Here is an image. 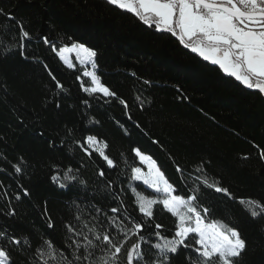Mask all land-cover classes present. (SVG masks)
<instances>
[{"label":"trees","instance_id":"16d2710c","mask_svg":"<svg viewBox=\"0 0 264 264\" xmlns=\"http://www.w3.org/2000/svg\"><path fill=\"white\" fill-rule=\"evenodd\" d=\"M0 8L15 17L0 15V33L18 35L23 23L32 36L23 55L15 48L5 53L0 46V229L22 240L9 246L14 264H31L44 239L71 259L66 245L81 237L69 233L66 224L91 238L89 228L107 229L104 213L140 219L132 189L149 198L159 194L130 178L139 166L136 148L156 161L181 195L199 183L196 167L202 164L209 180L231 193L200 186L199 203L211 210L207 219L240 231L247 248L238 264H264V215L251 217L239 202L264 203V160L258 154L264 149V95L203 60L171 33L148 27L106 0H0ZM43 36L58 49L76 43L95 50L97 74L127 108L119 99L85 93L80 85L90 86L83 76L87 68L76 60L69 68ZM88 135L108 143L105 151L115 168L78 147L76 141ZM17 164L21 172L15 171ZM69 167L79 169L72 173L78 181L60 188L50 177ZM101 169L104 177L98 175ZM116 206L121 213L110 212ZM11 209L15 216L5 215ZM149 223L162 224L157 231L171 237L177 218L157 204ZM112 233L117 234L114 228ZM147 238L156 242L155 236ZM135 240L131 237L125 248ZM186 254L175 264H185ZM119 264H126L123 252Z\"/></svg>","mask_w":264,"mask_h":264},{"label":"snow or ice","instance_id":"6c2138e0","mask_svg":"<svg viewBox=\"0 0 264 264\" xmlns=\"http://www.w3.org/2000/svg\"><path fill=\"white\" fill-rule=\"evenodd\" d=\"M106 3L131 13L150 28L154 26L157 31L171 33L185 48L198 54L203 60L217 65L247 89L264 95V0H106ZM0 15L10 20L15 19L2 8ZM18 27V35L8 33L7 30L0 33V46L5 53L15 48L23 55L25 41L32 40L23 23L18 24ZM41 39L45 45L51 46L50 50L69 68L74 65L64 54L72 51L77 53L81 64L91 65V71L83 72V76L90 78V86H85L83 81L80 85L85 93L119 99L116 92L106 86L96 72L98 65L95 50L76 43L71 47L63 46L58 49L47 36ZM49 75L55 86L63 90L64 85L56 80L50 70ZM119 102L127 108L125 100L119 99ZM83 103L87 104L88 101ZM76 143L86 155L98 154L108 168L116 167L114 159L106 154V141L88 135L84 137L83 142ZM134 152L141 162L147 163L148 171L133 167L130 178L142 181L149 189L159 194V198H149L136 188L132 189L136 196L138 212L142 214L141 218L136 219L131 214L121 218L119 215L108 216L104 213L109 221L107 229L97 232L95 228H89L91 238L88 234L78 231L71 223L66 224L69 233L81 237L66 245L70 250L71 259L64 249L58 248L50 239H44L43 244L36 249V259L32 260L31 264H119L122 252L125 254L126 264H175L176 258L185 250V264H238L246 251V240L237 228L222 221L212 220L206 223L207 214L211 210L201 205L198 199L201 185L231 196L228 188L221 186L216 180L210 181L201 164L196 167V171L201 173V176L196 177L199 183L195 184L187 195L177 194L175 186L151 156L142 153L139 148L134 149ZM258 154L264 160V149H260ZM14 168L16 172L22 171L19 164ZM74 171L78 172L79 169L69 167L63 174L57 170L50 179L58 187L67 188L78 181L77 176L72 174ZM177 171L183 170L177 166ZM98 175L104 177L106 173L101 169ZM79 183L83 185L86 182L81 180ZM24 194H28L27 190H24ZM113 199L118 197L113 196ZM239 202L247 206L246 210L251 217L264 215V203L261 201L248 198L240 199ZM120 204L122 205L123 201H120ZM157 204L177 218L176 229L171 237L157 231L163 228L162 224L156 223L153 226L149 223L154 219V206ZM94 209L101 211L95 206ZM121 211V206L110 209V212L115 214ZM15 214L14 209L5 213L7 216ZM76 219L79 220L80 217L77 216ZM126 220L128 223H125ZM47 226L50 229L54 227L50 218ZM84 227L88 225L85 223ZM113 228L116 235L112 233ZM133 236L136 237L135 242L125 248ZM148 236H155L156 242H152ZM68 239L72 240V237L69 236ZM0 241H4L0 243V264H14L9 246L21 245V238L0 229ZM23 243L29 244L28 239L25 238ZM97 252L100 254L97 255Z\"/></svg>","mask_w":264,"mask_h":264},{"label":"rangeland","instance_id":"374dc122","mask_svg":"<svg viewBox=\"0 0 264 264\" xmlns=\"http://www.w3.org/2000/svg\"><path fill=\"white\" fill-rule=\"evenodd\" d=\"M189 50H190V49H189ZM64 55L67 56L69 62H71L72 64H73V61H74V60H76V61H78V62L80 63V58L77 56V53H76L75 51L67 52V53H65ZM82 65H84L85 68H87V71H91V70H92L90 64L85 63V64H82ZM138 160H139V166H138V167H141L142 170H143L144 172H147V171H148V165H147V163H146V162H141L139 158H138ZM134 181H135V180H134ZM136 182H138V183H139V182L143 183L142 181H136ZM205 222L208 223V222H211V220H208V219L206 218V221H205ZM193 235H194V234H193Z\"/></svg>","mask_w":264,"mask_h":264},{"label":"flooded vegetation","instance_id":"af4514ba","mask_svg":"<svg viewBox=\"0 0 264 264\" xmlns=\"http://www.w3.org/2000/svg\"><path fill=\"white\" fill-rule=\"evenodd\" d=\"M153 28L155 29V27L153 26ZM156 30V29H155ZM157 31V30H156ZM160 32V31H159ZM176 38V37H175ZM207 62H209V61H207ZM210 63V62H209ZM233 78V77H232ZM234 79V78H233Z\"/></svg>","mask_w":264,"mask_h":264},{"label":"water","instance_id":"95a60500","mask_svg":"<svg viewBox=\"0 0 264 264\" xmlns=\"http://www.w3.org/2000/svg\"><path fill=\"white\" fill-rule=\"evenodd\" d=\"M196 54V53H195ZM198 55V54H197ZM199 56V55H198ZM200 57V56H199ZM200 58H202V57H200ZM203 59V58H202ZM227 75V74H226Z\"/></svg>","mask_w":264,"mask_h":264}]
</instances>
